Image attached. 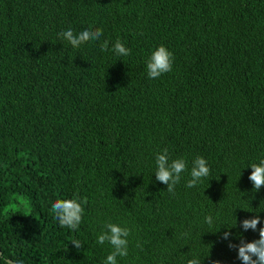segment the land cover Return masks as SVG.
I'll return each mask as SVG.
<instances>
[{
  "label": "trees",
  "instance_id": "obj_1",
  "mask_svg": "<svg viewBox=\"0 0 264 264\" xmlns=\"http://www.w3.org/2000/svg\"><path fill=\"white\" fill-rule=\"evenodd\" d=\"M88 28L103 34L78 48L58 36ZM117 40L130 55L114 52ZM160 45L172 71L151 79L146 61ZM165 148L169 162H187L175 194L154 175ZM197 156L210 174L188 188ZM261 158L264 0H0L4 256L103 264L112 248L97 236L111 222L131 230L117 264H186L209 252L203 264H241L219 236L258 239L239 221L253 211L264 220V187L253 194L244 168ZM75 196L87 203L73 231L51 204Z\"/></svg>",
  "mask_w": 264,
  "mask_h": 264
},
{
  "label": "clouds",
  "instance_id": "obj_2",
  "mask_svg": "<svg viewBox=\"0 0 264 264\" xmlns=\"http://www.w3.org/2000/svg\"><path fill=\"white\" fill-rule=\"evenodd\" d=\"M102 29H84L79 34H74L71 29L58 33L74 48H78L82 43L88 41H98L102 36ZM108 48V41L105 40L101 44V50L106 51ZM114 52L120 56H128L131 54V49L126 48L124 44L117 40L113 47ZM174 60L173 54L163 45L158 46L152 51L150 57L146 61L147 75L151 79L160 77L162 74L172 71V63ZM156 171L155 179L160 183L166 185V190L169 193L175 194V186L181 180V173L187 170V162L184 158H177L169 162L168 149L165 148L161 153L156 155L155 159ZM244 168H250L251 172L248 175V180L252 184V193H257L264 187V158L259 159L258 162H253ZM243 168V169H244ZM210 174V168L207 160L202 156H197L192 161V168L190 172L191 179L187 181V187L192 188L198 185L205 177ZM241 175V172H240ZM254 190V191H253ZM87 203L86 199H81L75 196L71 199H58L51 204V210L54 213V218L61 228H68L75 231L82 222L85 211L84 205ZM254 212L250 218H245L239 221V227L243 231L252 230L258 232V239L246 241L242 234L238 233L236 238L239 243H232L230 237L232 233L229 229H225L219 236V239L228 241L227 247L230 250H236V258L241 264H264V220L261 219L259 212ZM204 221L208 225L213 224L212 216H205ZM237 225V218L235 217V227ZM259 225V227H258ZM104 231L97 236L98 244H105L107 242L111 245L112 251L106 256L103 264H117V257H127L129 254V240L131 230L128 227H122L115 223H106ZM231 229V228H230ZM185 235H187L185 233ZM70 242L76 249L83 245L77 239H72ZM67 248V245H65ZM141 247V245H137ZM205 258H210V252L207 257L200 258L194 256L188 259L186 264H203ZM0 264H23L22 260L14 259L4 256L0 253ZM210 264H221L220 260H211Z\"/></svg>",
  "mask_w": 264,
  "mask_h": 264
},
{
  "label": "water",
  "instance_id": "obj_3",
  "mask_svg": "<svg viewBox=\"0 0 264 264\" xmlns=\"http://www.w3.org/2000/svg\"><path fill=\"white\" fill-rule=\"evenodd\" d=\"M1 253V252H0Z\"/></svg>",
  "mask_w": 264,
  "mask_h": 264
}]
</instances>
